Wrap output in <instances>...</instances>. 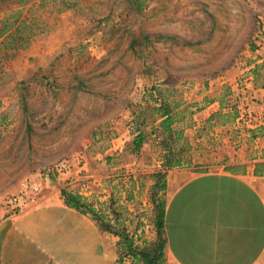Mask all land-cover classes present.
Instances as JSON below:
<instances>
[{
  "label": "rangeland",
  "instance_id": "rangeland-1",
  "mask_svg": "<svg viewBox=\"0 0 264 264\" xmlns=\"http://www.w3.org/2000/svg\"><path fill=\"white\" fill-rule=\"evenodd\" d=\"M141 5L137 13L134 0L0 3V29L8 28L0 37V202L25 182L38 186L39 204L64 191L131 240H147L152 201H161L154 176L165 172L153 112L162 102L181 133L169 147L192 172L251 149L264 159V148L253 149L264 146L256 143L264 142V0ZM60 163L66 170L57 174Z\"/></svg>",
  "mask_w": 264,
  "mask_h": 264
},
{
  "label": "crops",
  "instance_id": "crops-1",
  "mask_svg": "<svg viewBox=\"0 0 264 264\" xmlns=\"http://www.w3.org/2000/svg\"><path fill=\"white\" fill-rule=\"evenodd\" d=\"M261 155L240 151L195 173L179 159L164 172L160 237L153 231L134 246L152 259L161 244L160 264H264ZM118 241L61 196L15 216L0 213V264H135L121 257Z\"/></svg>",
  "mask_w": 264,
  "mask_h": 264
},
{
  "label": "trees",
  "instance_id": "trees-1",
  "mask_svg": "<svg viewBox=\"0 0 264 264\" xmlns=\"http://www.w3.org/2000/svg\"><path fill=\"white\" fill-rule=\"evenodd\" d=\"M5 0H0V3L3 4ZM134 3L137 5L136 11L137 13L142 12V5L141 0H134ZM7 27L4 26L0 29V37L7 31ZM158 40H166V41H175L174 38L170 36H157ZM146 43H149L148 38H144ZM131 50L135 53L136 49L131 48ZM153 112L156 113L157 118L159 119L158 123V132L159 136L164 137L162 140V148L166 149V154L164 155L162 171H167L172 168L179 167V160L178 156L182 154V150L179 153H174L171 148L169 147V140L174 139L178 140L181 136L180 132H175L172 130V125L174 122V114L172 113V108L169 104L162 102L158 108L153 109ZM236 116H233L235 118ZM138 134L133 139V152L137 153L142 145H143V134L138 129ZM154 178L156 179V184L153 186V190H157L158 192L163 191V182H164V173L158 172ZM156 194L152 195V198ZM61 197L63 202L68 205L72 206L76 209L82 210L84 213L89 214L92 219L95 221L96 225L98 226L101 232L110 234L114 237L119 238L118 241V249L122 256H131L134 259L135 264H160V253H161V244L154 250L153 257L150 259V252L144 248L142 250H138L132 242V240L128 237L124 230H115L114 228L104 224L100 218L95 214V212L87 205H85L79 197L74 196L72 194L66 193L64 191L61 192ZM152 203L154 204V228L156 235L160 237L161 230H162V219H163V203L158 200H153Z\"/></svg>",
  "mask_w": 264,
  "mask_h": 264
},
{
  "label": "built area",
  "instance_id": "built-area-1",
  "mask_svg": "<svg viewBox=\"0 0 264 264\" xmlns=\"http://www.w3.org/2000/svg\"><path fill=\"white\" fill-rule=\"evenodd\" d=\"M66 170L65 163H60L55 167L57 174ZM39 188L35 184L25 182L22 185V192L18 196H7L0 202V213L5 216H15L22 210L39 204Z\"/></svg>",
  "mask_w": 264,
  "mask_h": 264
}]
</instances>
